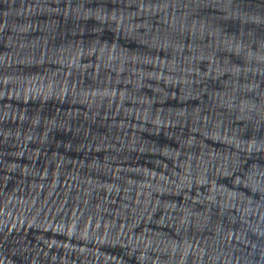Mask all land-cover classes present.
Instances as JSON below:
<instances>
[{"label": "water", "instance_id": "obj_1", "mask_svg": "<svg viewBox=\"0 0 264 264\" xmlns=\"http://www.w3.org/2000/svg\"><path fill=\"white\" fill-rule=\"evenodd\" d=\"M0 264H264V0H0Z\"/></svg>", "mask_w": 264, "mask_h": 264}]
</instances>
